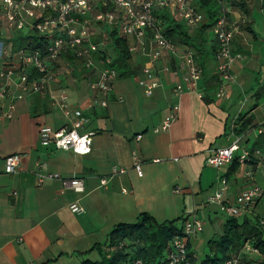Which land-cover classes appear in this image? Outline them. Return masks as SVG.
Here are the masks:
<instances>
[{"label": "crops", "instance_id": "obj_1", "mask_svg": "<svg viewBox=\"0 0 264 264\" xmlns=\"http://www.w3.org/2000/svg\"><path fill=\"white\" fill-rule=\"evenodd\" d=\"M223 9L226 28L233 30L231 50L235 60L229 72L233 80L222 85L228 98H215L220 83L206 94L208 102L201 99L203 74L195 93H174L184 74L178 55L185 47L175 45L177 55L164 52L159 60L150 63L132 39H126L129 47H136L131 54V75L116 77L109 95L89 89L98 77L99 60H95L93 68L85 69L80 61L63 54L51 67L55 73L53 82L42 93L17 100L19 76L31 68H25L11 53L9 41L14 34L0 28V47L5 51L0 56V73H13L8 78L0 77V89L5 91L0 101V264L98 262L100 253L107 251L103 245L114 226L135 224L141 214L149 215L158 224L179 218L199 220L202 210L218 212L225 219L217 205L202 201L204 177L210 175L208 168L216 170L211 173V185L221 188L224 181L223 199L230 204L246 189L244 185L252 184L253 176L263 170L256 160L238 163L237 168L231 163L221 167L226 169L222 176L217 171L221 168L208 167L205 160L236 139L240 140V149L257 150L264 157V0H251L248 14L235 3L224 4ZM95 31L91 42L98 36L99 30ZM205 39L215 49L210 30ZM97 45L101 50L104 42ZM144 68L152 70L156 84L149 97L137 84ZM205 74L217 76L214 59ZM62 94L71 113L68 117L59 108ZM101 100L106 101V107L96 104ZM173 105L179 107L175 120L166 132L155 134L154 129ZM9 112L11 118L6 117ZM79 118L84 119V124L77 132L93 133L88 155L39 145V127L71 129ZM247 121L249 125L242 129ZM260 128L261 135L257 132ZM133 153L142 162L141 177L133 168ZM10 155L20 157L14 175L4 173V159ZM241 166L242 181H231ZM114 169L124 173L115 175ZM39 174L79 178L84 192L61 191L58 181L38 186ZM102 180L106 181L104 186ZM71 204L82 212L71 213ZM222 225L223 222L221 228ZM191 238L187 241L189 248Z\"/></svg>", "mask_w": 264, "mask_h": 264}, {"label": "built area", "instance_id": "obj_2", "mask_svg": "<svg viewBox=\"0 0 264 264\" xmlns=\"http://www.w3.org/2000/svg\"><path fill=\"white\" fill-rule=\"evenodd\" d=\"M164 12L173 18L183 22L185 26L194 31L203 23V16L197 11L193 0H0V28L4 31L17 34L26 30H32L48 39L46 53L41 56L39 52H27L20 50L15 53L16 58L25 68H31L35 72L32 79L23 72L19 76L17 84L18 95L15 97L21 100L23 96L42 93L46 87L55 79V73L51 67L63 54H69L80 61L85 69L95 66L93 56L100 52V47L91 42L92 29L99 26L113 28L119 31L125 39L136 41L141 53L149 59L150 63L159 60L164 52L177 55L176 46L163 35V28L158 25L155 13ZM224 9L222 8L219 17L210 32L216 44L214 56L215 72L221 83L217 89L215 98H228L227 92L222 87L223 83L232 81L230 67L235 57L232 55L231 41L233 30L226 28ZM147 38L149 39L146 42ZM136 47H129L130 54L136 51ZM102 50V49H101ZM5 51L0 47V56ZM184 74L181 84L174 88L175 95H180L184 90L196 92V84L201 77V70L195 62V53L185 48L178 55ZM100 71L95 82L89 85V89L97 94L109 95L112 85L117 77L111 68V60L106 58L100 61ZM0 73V77L8 78L13 73L7 71ZM145 96L152 94L156 84L153 81V73L150 68L142 70V77L137 82ZM5 91L0 89V101L4 98ZM65 95L60 96V110L68 117L71 113L65 105ZM99 107H106V101L96 102ZM90 106L93 102L89 103ZM11 110V108H10ZM179 111L177 105H173L169 114L161 121L154 133L166 132ZM6 117L11 118V113ZM84 119L79 118L71 129L62 128L52 130L49 127L38 128V142L42 148L52 147L59 151H71L75 155L85 156L91 150V138L93 133L79 134L77 130L82 129ZM264 128V125H263ZM262 134V129H258ZM137 139H140L138 136ZM240 152V155L237 153ZM134 170L138 177H141V160L133 153ZM237 157L239 164L250 163L253 160L259 162L264 171V157L260 151L249 152L240 149V140H234L229 146L213 151L205 160L208 167L219 169L230 165ZM158 163V161H153ZM20 157L10 155L4 159V173L14 175L18 172ZM113 174H123L124 171L114 169ZM47 181H58L61 191H70L75 194L84 192V183L76 177L61 178L55 174H39L36 176V184L43 185ZM106 181L102 180L101 185ZM221 182L220 192L210 198L207 203L215 204L219 210L228 217H235L246 213V210L254 206L262 199V192L257 187L241 191L233 199V203L223 199L225 187ZM176 192V191H175ZM71 213L82 212L76 204L69 206ZM264 224V223H262ZM202 232V223L197 219L186 221L183 226V237H175L171 241V252L167 257V264H180L186 259V243L189 238ZM245 253L255 254V251L245 246ZM239 258L229 259L225 264H239ZM131 264H142L134 260Z\"/></svg>", "mask_w": 264, "mask_h": 264}, {"label": "trees", "instance_id": "obj_3", "mask_svg": "<svg viewBox=\"0 0 264 264\" xmlns=\"http://www.w3.org/2000/svg\"><path fill=\"white\" fill-rule=\"evenodd\" d=\"M235 3L237 8L244 13H249L251 0H194V5L203 16V23L194 31H190L183 22L164 13L157 12L156 20L163 28V35L174 45L188 48L195 53V62L204 76V87L201 99L208 102L209 92L216 90L219 85L218 76L205 74L208 63L214 59L216 46H208L205 34L211 30L219 17L223 5ZM98 36L92 38L94 44L104 42V47L93 58L96 60H111V68L118 78L131 75V54L128 44L119 31L105 26L98 27ZM1 42V41H0ZM11 53L20 50L27 52H39L41 56L46 53L48 39L32 30L26 33H17L9 41ZM74 60L73 56H67ZM29 79L35 76L34 70L25 71ZM243 116L237 121L241 122ZM249 121L242 125L246 129ZM242 130L238 131L239 133ZM238 167L237 157L232 162ZM225 216V215H224ZM259 216L242 214L235 217L225 216L221 234L208 241L207 252L202 258L195 256L186 243V259L180 264H225L229 259L238 257L240 263L245 246L255 251V255L264 264V224ZM185 219L179 218L173 221L158 224L152 217L146 214L139 215L135 224L114 226L107 236L105 253H100L98 262L84 261L81 264H131L139 260L142 264H167V257L171 252V241L175 237H183ZM102 247V246H101ZM98 246V248H101ZM249 264V263H247Z\"/></svg>", "mask_w": 264, "mask_h": 264}, {"label": "rangeland", "instance_id": "obj_4", "mask_svg": "<svg viewBox=\"0 0 264 264\" xmlns=\"http://www.w3.org/2000/svg\"><path fill=\"white\" fill-rule=\"evenodd\" d=\"M193 2H194V0H193ZM95 30H96V28L92 29V32H96ZM23 33L25 34L26 31H23ZM3 35L5 37L9 36V34H7V33L6 34L4 33ZM208 169H209L210 175L205 174V177H204L205 187L203 188V191L201 192L202 201L203 202L205 201L204 202L205 204L216 193L220 192V189H221L214 184L211 185V183H212L211 173L213 172L215 174L216 170L211 169V168H208ZM217 171L222 176H224L226 173L225 168H221ZM243 174H244V168L241 166V167H239L236 175H234L230 179H231V181H233L234 179L241 180V176ZM253 179L254 180H253L252 184L250 183L248 185H244L246 188L245 190L250 189L252 187L259 188L262 192V199H260L258 202H256L254 204V206L247 209L246 212L248 213V215L259 216L260 217L259 220L260 221L262 220L264 223V172L260 171V173L253 176ZM240 183H242V182H240ZM209 205L215 206V204H209ZM202 212H203V210L199 213L200 215L198 216V218L201 219V222L204 221L203 222L204 225L202 227V232L191 238L192 239V243H191L192 245L190 247V251L193 252L194 254H196L198 259L202 258V256H204L205 252H207L208 241L213 239V238L218 237L221 234L222 228H221L220 224H222V222H224L222 215L218 212L217 213H211V212L202 213ZM241 259H242L241 260L242 264H247V263H249V264H260V262H261V260H259L258 256L255 254H245L241 257Z\"/></svg>", "mask_w": 264, "mask_h": 264}]
</instances>
